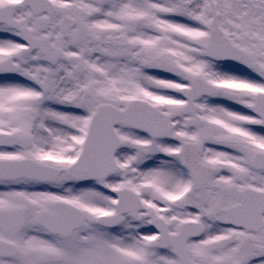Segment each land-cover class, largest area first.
Masks as SVG:
<instances>
[{
	"label": "snow or ice",
	"instance_id": "obj_1",
	"mask_svg": "<svg viewBox=\"0 0 264 264\" xmlns=\"http://www.w3.org/2000/svg\"><path fill=\"white\" fill-rule=\"evenodd\" d=\"M0 264H264V0H0Z\"/></svg>",
	"mask_w": 264,
	"mask_h": 264
}]
</instances>
